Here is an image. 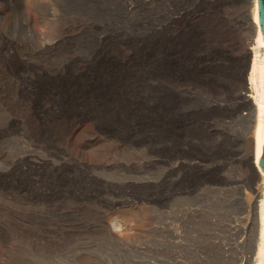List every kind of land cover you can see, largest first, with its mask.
Returning <instances> with one entry per match:
<instances>
[{
    "label": "rangeland",
    "instance_id": "374dc122",
    "mask_svg": "<svg viewBox=\"0 0 264 264\" xmlns=\"http://www.w3.org/2000/svg\"><path fill=\"white\" fill-rule=\"evenodd\" d=\"M172 2L247 28L251 0ZM162 6L0 0V72L3 60L25 70L24 80L0 73V264H250L259 231L247 204L260 179L246 155L200 160L201 179L191 165H169V122L207 116L210 99L163 96ZM16 89L44 124L42 139L9 111L6 91ZM222 108L215 122L248 130L249 118Z\"/></svg>",
    "mask_w": 264,
    "mask_h": 264
},
{
    "label": "bare ground",
    "instance_id": "6f19581e",
    "mask_svg": "<svg viewBox=\"0 0 264 264\" xmlns=\"http://www.w3.org/2000/svg\"><path fill=\"white\" fill-rule=\"evenodd\" d=\"M162 4L159 23L162 43L159 83L163 96L180 100L187 94H198L210 99L209 102L206 101L209 110L206 112L207 116L194 119L176 116L169 122L168 126L173 132L172 153H175L174 160L169 165L171 168L191 165L194 172L201 173L195 177L201 179L207 169L200 160H220L214 156L215 153L221 155L223 162L227 161L225 155V160L222 157L223 153L232 154L234 160L239 154L246 155L250 171L253 169L255 174L251 176V180L254 176L255 179H260L254 188L255 196L252 202L247 204L253 215L250 221H254L253 224L258 226L259 231L254 253L248 256V263L264 264V174L259 173L257 164L264 140V37L258 21L257 3L251 0L246 29L237 24L236 20H225L224 16L215 14L216 11L211 13L209 8L197 7L188 10L178 3L169 4L168 0H162ZM237 30L244 35V39L235 43L231 40L230 33L238 32ZM37 36L43 39L42 33ZM3 62L5 69L0 73L7 81L24 78L25 74L21 71L25 70L20 59L17 62L20 67L6 60ZM37 79L39 81V78ZM42 87L43 85L40 86ZM6 92L9 96L6 97L9 111L24 115L33 134L42 139L46 129L36 117L37 114L34 115L31 101L18 99L15 95L17 89ZM221 105L226 109L236 108L241 117L249 118L248 130L241 136L215 122L216 111L223 109ZM215 106L220 108L211 117ZM8 117L11 118L10 115ZM60 125L61 123L56 124L59 127ZM245 146L247 151L244 154L242 150ZM168 157L166 153L163 154L162 161L166 166ZM186 158L190 159L189 163L183 160ZM240 168L243 169V166ZM166 179L167 173L164 182ZM243 219L247 221L248 216H243ZM243 223L245 224L242 221ZM243 259L238 264H246Z\"/></svg>",
    "mask_w": 264,
    "mask_h": 264
},
{
    "label": "water",
    "instance_id": "95a60500",
    "mask_svg": "<svg viewBox=\"0 0 264 264\" xmlns=\"http://www.w3.org/2000/svg\"><path fill=\"white\" fill-rule=\"evenodd\" d=\"M255 2L257 3L258 21L260 24L261 34L264 37V0H255ZM257 164L260 168L259 173L264 174V140L262 143V151L258 157Z\"/></svg>",
    "mask_w": 264,
    "mask_h": 264
}]
</instances>
